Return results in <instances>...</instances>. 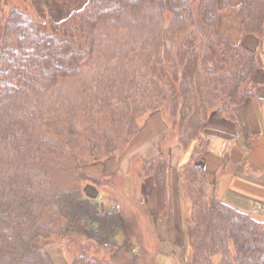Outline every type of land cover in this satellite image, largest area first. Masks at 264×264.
Masks as SVG:
<instances>
[{
  "label": "trees",
  "instance_id": "trees-1",
  "mask_svg": "<svg viewBox=\"0 0 264 264\" xmlns=\"http://www.w3.org/2000/svg\"><path fill=\"white\" fill-rule=\"evenodd\" d=\"M4 2L0 264H54L47 247L59 236L77 244L71 264H112L98 253L113 257L125 223L117 204L104 208L85 196L82 184H98L83 168L122 155L140 134L137 119L163 110L172 120L166 135L189 155L175 172L189 206L175 238L192 251L190 264H264L263 217L219 201L196 162L209 148L208 120L239 122L260 67L255 52L218 35L226 0H87L60 21L48 17L43 0H29L33 15L5 12ZM236 15L242 36L264 37V0H241ZM140 162L143 198L151 187L164 220L167 161ZM130 205L135 226L150 225L148 211L134 198Z\"/></svg>",
  "mask_w": 264,
  "mask_h": 264
},
{
  "label": "crops",
  "instance_id": "crops-1",
  "mask_svg": "<svg viewBox=\"0 0 264 264\" xmlns=\"http://www.w3.org/2000/svg\"><path fill=\"white\" fill-rule=\"evenodd\" d=\"M69 1L67 7H73L77 2L85 3V0ZM240 2L241 0H226L230 9L219 13L217 32L226 42L240 43L244 48L257 54L260 67L253 75L254 97L246 100L241 106L237 124L215 117L208 120L205 132L208 139L210 138L209 148L206 153L196 158V162H199L206 172L213 196L221 202L247 212L255 219L259 216L264 219V37L260 40L251 35H241L240 21L236 15ZM184 154L182 153L183 158L186 156ZM176 155H178L177 151ZM172 156L171 151L165 159L169 169L166 219H160L155 211V198L151 187L148 188L151 195L148 194V198L146 196L143 198L144 186L141 183L139 188V190L142 188L141 195L137 197L140 201L136 200V202L148 211L153 230L154 228L157 230L160 226L158 222L163 223L161 225L166 230L165 234L174 238L177 234L176 222L182 221L187 203L181 197L175 173L184 160L182 161L181 158L172 166ZM150 157L152 156L146 159L139 157V159L147 161L154 158ZM162 245L165 243L163 242Z\"/></svg>",
  "mask_w": 264,
  "mask_h": 264
},
{
  "label": "rangeland",
  "instance_id": "rangeland-1",
  "mask_svg": "<svg viewBox=\"0 0 264 264\" xmlns=\"http://www.w3.org/2000/svg\"><path fill=\"white\" fill-rule=\"evenodd\" d=\"M43 1L46 5V14L53 21L63 20L72 12L82 9L87 3V0H85L84 4L77 2V4H75L73 7H67L66 4L70 3L69 0ZM28 2L29 0H5V2L2 4H4L3 9L5 12L12 7H18L28 12L29 15H33ZM262 38L258 39L261 40ZM97 118H99V116H96L95 120ZM167 121L170 123L172 120L169 118L168 112H164V110L163 112L157 111L154 114L140 117L137 119L136 123L138 126H141L140 134L134 139V141L129 145L127 150L122 155H118L116 157L112 156L109 159H103L100 160L101 162L98 161L94 162L93 164L89 163L83 168L85 173L91 178L96 179L98 184H82L85 196L89 197L91 200L96 199V201H100V206H104V208L109 207L110 209H113V204H117L119 206V213L125 223L124 231L121 232L115 240V243L119 246V249H113V257L109 253L108 256L107 253L105 254V252L98 253L99 257H110L112 264H190L192 251L189 249L185 250V245L182 239V241H180L181 243H179L178 237L172 238L167 236L165 234L166 230L164 229L163 225H161L163 223L160 222H158V225H160L158 227L159 230H155L154 228L155 232L151 224L147 225L142 221L141 223H137L138 226H135L131 212L130 198L140 201L137 199V197L141 195V190H139V188L141 186L140 184L143 180V177L140 174L142 164L139 157L146 159L149 158V156H152L150 158H153L155 156L161 155L164 159H167V154L172 151L173 156L171 159V165L173 166L174 163L179 161V159L182 158V161H185V159L187 160L189 156L187 153L184 154L181 152V149L175 144V139L173 136L166 135ZM95 122L92 121L90 124L94 125ZM208 133L210 136V132ZM203 135H206L205 129ZM87 136L90 137L88 133ZM87 136L84 137L86 138ZM210 137L213 138V136ZM205 138L208 141L210 140L208 137ZM79 141H81L82 144L84 142L82 138H80ZM176 151L178 155H176ZM182 153L186 155L184 158ZM95 155L96 153H94V157ZM136 227H138L139 233L140 231H143L145 242H148L146 248L147 252L140 251L138 246L139 239L138 236H136ZM152 233L156 238L158 245L161 243V246L158 248L159 252L157 253H154L153 251L157 245L156 241L155 243L153 242L154 237ZM53 241L49 244L47 249L54 264H71L77 244L73 241H70L69 239L67 240V238H63L62 236H59V238L56 237V239ZM173 241H175V245L180 247L179 250H170L172 248H170L169 245L173 244ZM150 242L151 245H149ZM163 242L165 245H162ZM125 247L127 248V253L124 251ZM91 251L93 252V248ZM172 254L174 255L175 259L174 257H171ZM213 260L217 262V259Z\"/></svg>",
  "mask_w": 264,
  "mask_h": 264
}]
</instances>
